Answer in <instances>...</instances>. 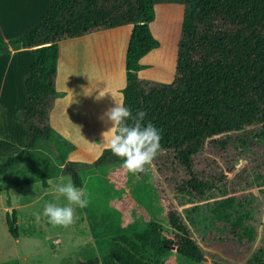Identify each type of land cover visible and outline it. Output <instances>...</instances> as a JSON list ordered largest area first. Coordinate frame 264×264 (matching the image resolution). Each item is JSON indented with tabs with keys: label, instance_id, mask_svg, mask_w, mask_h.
I'll return each mask as SVG.
<instances>
[{
	"label": "trees",
	"instance_id": "obj_1",
	"mask_svg": "<svg viewBox=\"0 0 264 264\" xmlns=\"http://www.w3.org/2000/svg\"><path fill=\"white\" fill-rule=\"evenodd\" d=\"M155 1L49 0L46 12L24 32L0 41V54L30 49L33 56L23 77L26 105L16 116L27 136L16 154L0 159V177L24 164L26 172H21L24 179L20 184L39 181L48 187L47 168L36 151L39 141L52 137L49 116L60 95L55 85L59 43L131 26L122 101L133 112L144 110L146 121L163 131V150L154 161L162 168L170 167L178 177L174 187L176 206L195 227L199 212L211 205L212 225H228H223L222 231L248 248L257 236L254 219L236 201V188L228 187L233 182L223 180L225 173L237 168L238 160L243 167L248 154L255 155L253 146L264 148V0H181L185 9L171 83L138 77L144 68L141 59L159 48L150 30ZM209 156L214 159L206 160ZM203 158L211 172L201 167ZM114 163L122 160L110 148L97 160V164ZM251 166L250 183L264 187V163ZM62 174L80 186V177L71 165L64 167ZM207 189L212 196L194 194ZM15 213L12 210L8 215V231L17 238ZM168 223L175 233V252L199 260L200 247L190 238L176 210L168 213ZM155 238L156 230L150 226L110 237L101 264H165L168 250L154 245ZM78 257L94 260L95 247L87 244ZM245 264H264V246L256 249Z\"/></svg>",
	"mask_w": 264,
	"mask_h": 264
},
{
	"label": "rangeland",
	"instance_id": "obj_2",
	"mask_svg": "<svg viewBox=\"0 0 264 264\" xmlns=\"http://www.w3.org/2000/svg\"><path fill=\"white\" fill-rule=\"evenodd\" d=\"M155 2V18L150 24V30L158 40L159 48L141 59L144 68L138 75L143 79L171 83L175 74L177 44L185 6L181 0ZM120 61L121 57L118 56L111 63L117 65ZM117 72L114 73L116 77L112 78L115 86L119 84L117 75L120 72ZM83 102V94L79 92L73 96L68 108H75ZM64 108L65 101L59 100L57 110L61 112ZM109 127H102L101 132ZM52 130L51 139L39 141L36 151L38 157L44 161L49 179L53 184L60 183L61 180L64 183L69 179L73 181L70 176L62 174L63 168L71 165L81 181L80 186L74 184L86 189L90 204L87 208L76 209L79 218L73 224L53 225L46 217L37 222L36 214L42 213L45 202L53 201L65 205L67 200L61 196L59 201H55V193L49 183L47 188L39 181L20 184L24 179L21 172H26L24 164L6 173L0 177V264H101V256L106 252L110 237L143 231L149 226L157 233V238L152 240L153 244L166 245L168 254L164 258L165 264H245L256 249L264 246V187L250 183L254 169L251 164L264 163V148L253 146L255 155L249 153L243 167L238 160L237 168L230 174L225 173L223 180L233 182L228 187L236 188V201L254 219L252 225L256 228L257 236L247 248L239 245L236 237L222 231L225 224L212 225L211 205L209 209L205 207L199 212L200 217L196 220L195 227L188 224L182 208L176 206L174 187L178 177L170 167L162 168L153 161L148 170L140 175L129 172L122 163L97 164L104 150L110 148L101 133L99 136L95 133L100 128L55 125ZM0 137V159L16 154L11 143L5 145V128L2 125ZM205 159L211 161L214 157ZM205 159L200 160L201 167L211 172L206 167ZM258 172L262 173L261 168ZM194 194L208 197L213 192L207 189ZM9 209L16 212L17 238L8 231ZM172 210L178 212L187 225L190 238L200 247L199 260L179 255L172 250L175 233L168 223V213ZM92 242L97 246V258L82 262L78 252Z\"/></svg>",
	"mask_w": 264,
	"mask_h": 264
},
{
	"label": "crops",
	"instance_id": "obj_3",
	"mask_svg": "<svg viewBox=\"0 0 264 264\" xmlns=\"http://www.w3.org/2000/svg\"><path fill=\"white\" fill-rule=\"evenodd\" d=\"M48 4L49 0H0V41L24 32L46 12ZM131 31V26H121L59 43L55 85L60 95L55 99L49 116L52 128L55 125L100 128L95 131L99 136L102 127L111 126L99 117L115 106V101L120 102L122 90L126 87L125 55ZM118 56L121 61L112 65V60ZM32 58L30 49L0 54V125L5 128V145L11 143L14 153L22 148L27 136L16 116L26 105L23 77ZM117 70L120 72L117 75L119 84L115 86L112 78L116 77L114 73ZM79 92L83 94V104L68 108L73 96ZM59 100H64L66 106L61 112L57 110ZM92 245L97 247L95 242Z\"/></svg>",
	"mask_w": 264,
	"mask_h": 264
},
{
	"label": "clouds",
	"instance_id": "obj_4",
	"mask_svg": "<svg viewBox=\"0 0 264 264\" xmlns=\"http://www.w3.org/2000/svg\"><path fill=\"white\" fill-rule=\"evenodd\" d=\"M146 115L144 110L137 109L133 112V109L126 106L123 101H115V106L108 108L99 117L101 121L111 125L101 135L109 144L112 154L121 158L122 166L133 174L145 173L163 150L161 145L163 131L150 121H146ZM48 183L55 193V201H59L63 196L67 204L45 202L42 213L36 214V221L39 222L42 217H46L53 225L73 224L79 218L76 209L89 206V193L84 187L76 186L71 179L67 183L61 180L57 184H53L49 179Z\"/></svg>",
	"mask_w": 264,
	"mask_h": 264
},
{
	"label": "water",
	"instance_id": "obj_5",
	"mask_svg": "<svg viewBox=\"0 0 264 264\" xmlns=\"http://www.w3.org/2000/svg\"><path fill=\"white\" fill-rule=\"evenodd\" d=\"M11 214H12V211H10V216H11ZM164 248H166V245H164ZM172 250H175V248L172 247Z\"/></svg>",
	"mask_w": 264,
	"mask_h": 264
}]
</instances>
